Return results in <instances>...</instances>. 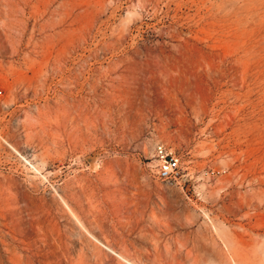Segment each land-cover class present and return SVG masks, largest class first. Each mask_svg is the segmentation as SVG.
I'll use <instances>...</instances> for the list:
<instances>
[{"label":"rangeland","instance_id":"1","mask_svg":"<svg viewBox=\"0 0 264 264\" xmlns=\"http://www.w3.org/2000/svg\"><path fill=\"white\" fill-rule=\"evenodd\" d=\"M0 264H264V0H0Z\"/></svg>","mask_w":264,"mask_h":264},{"label":"built area","instance_id":"2","mask_svg":"<svg viewBox=\"0 0 264 264\" xmlns=\"http://www.w3.org/2000/svg\"><path fill=\"white\" fill-rule=\"evenodd\" d=\"M152 164L150 171L157 181L170 187L179 183L182 172L181 157L162 142L153 147Z\"/></svg>","mask_w":264,"mask_h":264},{"label":"bare ground","instance_id":"3","mask_svg":"<svg viewBox=\"0 0 264 264\" xmlns=\"http://www.w3.org/2000/svg\"><path fill=\"white\" fill-rule=\"evenodd\" d=\"M8 145V144H7ZM10 147V146H9ZM118 254V253H117Z\"/></svg>","mask_w":264,"mask_h":264}]
</instances>
